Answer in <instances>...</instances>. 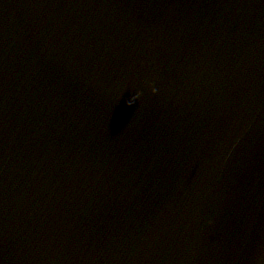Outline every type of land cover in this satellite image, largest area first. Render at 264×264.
Here are the masks:
<instances>
[{"label": "water", "instance_id": "95a60500", "mask_svg": "<svg viewBox=\"0 0 264 264\" xmlns=\"http://www.w3.org/2000/svg\"><path fill=\"white\" fill-rule=\"evenodd\" d=\"M0 264H264V0H0Z\"/></svg>", "mask_w": 264, "mask_h": 264}]
</instances>
